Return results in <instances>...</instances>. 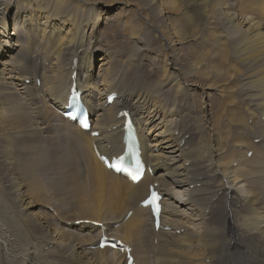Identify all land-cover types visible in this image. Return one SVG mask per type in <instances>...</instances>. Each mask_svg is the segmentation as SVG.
I'll return each instance as SVG.
<instances>
[{
    "label": "bare ground",
    "instance_id": "6f19581e",
    "mask_svg": "<svg viewBox=\"0 0 264 264\" xmlns=\"http://www.w3.org/2000/svg\"><path fill=\"white\" fill-rule=\"evenodd\" d=\"M41 45L55 64L40 66ZM73 82L90 132L64 118ZM191 95L197 117L182 110ZM123 111L148 168L139 184L96 151L122 154ZM151 186L159 232L139 205ZM216 189L217 203L193 198ZM104 237L136 264H264V0H0V264H127Z\"/></svg>",
    "mask_w": 264,
    "mask_h": 264
},
{
    "label": "rangeland",
    "instance_id": "374dc122",
    "mask_svg": "<svg viewBox=\"0 0 264 264\" xmlns=\"http://www.w3.org/2000/svg\"><path fill=\"white\" fill-rule=\"evenodd\" d=\"M190 1H193V0H190ZM148 10H142V13L143 15L146 14V16H149L150 18H152V14L150 11ZM16 13V11L14 10L10 17L12 18L13 15ZM148 14V15H147ZM188 24V25H187ZM187 25V26H186ZM13 26V22L10 20V30ZM193 25L191 23H186L183 24V27L186 28V30L188 31L189 35H192V39H197L199 36H202V32H196L194 33V29L192 27ZM194 37V38H193ZM88 46V42H86L85 44H82V47H87ZM129 50V49H128ZM169 50V48L167 49ZM38 53L40 54V59H41V62H40V66H42L43 63L45 62H49L50 65L52 64H55L57 61V57H58V53L57 51L49 46V45H41L40 47H38L37 49ZM101 55H99L100 57ZM129 56V53L128 54H121L119 52L115 53L114 54V57L119 59V60H123L125 61ZM59 64L60 66H62V68L64 70H67V68L69 67V62H68V59L65 58V57H61L59 59ZM38 73V76L41 75V71H37ZM182 110H185V111H191L196 117L200 114V110L198 108V105L194 99V97L191 95L185 102H184V105H183V108ZM191 134V130H189L186 135H189ZM180 142H183V138L180 140ZM59 147H60V150L61 152L69 159V160H72L74 161L75 160V157H76V150L75 151H70L68 149V141L65 140L64 143L62 144H58ZM197 189H201V190H205V189H209V190H212L213 187L212 186H207V185H201V186H198ZM218 189H216L215 191L211 192V193H202V194H199V195H196V196H193L194 199H199V198H213V202L217 203L218 200L220 198H222L223 196H221L217 201H216V198H217V195L219 194L218 192ZM175 200V199H174ZM173 201V200H172Z\"/></svg>",
    "mask_w": 264,
    "mask_h": 264
}]
</instances>
